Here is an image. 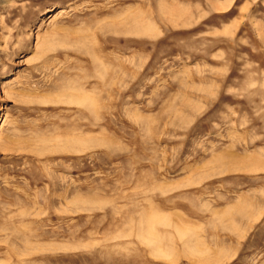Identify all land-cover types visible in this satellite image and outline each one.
Listing matches in <instances>:
<instances>
[{"label": "rangeland", "instance_id": "374dc122", "mask_svg": "<svg viewBox=\"0 0 264 264\" xmlns=\"http://www.w3.org/2000/svg\"><path fill=\"white\" fill-rule=\"evenodd\" d=\"M0 264H264V0H0Z\"/></svg>", "mask_w": 264, "mask_h": 264}, {"label": "bare ground", "instance_id": "6f19581e", "mask_svg": "<svg viewBox=\"0 0 264 264\" xmlns=\"http://www.w3.org/2000/svg\"><path fill=\"white\" fill-rule=\"evenodd\" d=\"M160 2V1H159ZM162 5V4H161ZM133 16V15H132ZM135 19V18H134Z\"/></svg>", "mask_w": 264, "mask_h": 264}]
</instances>
